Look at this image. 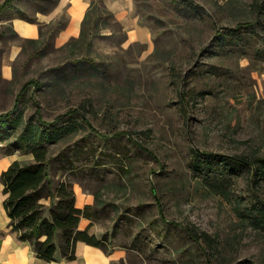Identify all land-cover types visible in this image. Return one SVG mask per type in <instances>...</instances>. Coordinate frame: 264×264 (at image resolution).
Listing matches in <instances>:
<instances>
[{
    "label": "rangeland",
    "instance_id": "374dc122",
    "mask_svg": "<svg viewBox=\"0 0 264 264\" xmlns=\"http://www.w3.org/2000/svg\"><path fill=\"white\" fill-rule=\"evenodd\" d=\"M130 7L147 39L129 38L131 26L100 0H92L84 38L61 46L1 25L0 111L25 81L39 86L22 93L13 114L21 124L0 135V157L31 160L13 139L35 120L37 100L44 120L75 127L48 144L49 177L71 182L77 204L89 197L95 235L107 234L102 245L123 252L112 264H264V227L254 219L264 178L251 183L253 168L192 151L264 154V0ZM74 108L102 135L79 114L69 117ZM185 225L210 242L195 241Z\"/></svg>",
    "mask_w": 264,
    "mask_h": 264
},
{
    "label": "trees",
    "instance_id": "16d2710c",
    "mask_svg": "<svg viewBox=\"0 0 264 264\" xmlns=\"http://www.w3.org/2000/svg\"><path fill=\"white\" fill-rule=\"evenodd\" d=\"M11 0H3L0 3V11L3 10ZM92 7L90 5L89 10ZM82 19L79 37L84 38L85 31L83 25L88 18V11ZM96 14H92L94 18ZM91 18V19H92ZM91 36L90 34H88ZM28 41H38L28 39ZM35 90L39 84L37 81L29 79L25 81L15 94L13 104L10 109L0 111V135L7 134L10 130L16 129L21 124V115L13 117L19 109V100L22 93L29 87ZM34 102V121H26L22 124L20 131L14 136L13 142L19 148L25 149L31 154V160L15 159L0 172V183L2 184V207L8 217L7 226L20 241H26L31 245L36 257L45 261L55 259V253L60 252L68 260L75 258V244L77 241L99 247L105 253L109 250L102 245L109 239L105 233L101 238L88 232V226L80 229L78 223L81 217L92 221L95 217L91 213L92 205L84 204L83 207L75 206V192L72 183L66 180L54 182L49 177V155L48 144L58 140L62 131H73V125L53 126V121H46L42 118L40 104ZM79 114L82 121L95 133L102 135L92 127L88 118L78 109L67 111V115ZM124 131H117L115 135H121ZM142 149H148L137 143ZM195 156L203 155L204 161L215 158L223 164L232 163L243 167L253 168L249 180L257 183L264 178V154L246 157L242 154H223L212 151H198L192 149ZM8 152L6 154H12ZM5 154V155H6ZM203 161V162H204ZM201 161H196V166L200 167ZM159 211H162L160 203L157 201ZM254 219L264 227V202L254 215ZM187 234L195 241L210 242V236L201 231H197L193 225H185Z\"/></svg>",
    "mask_w": 264,
    "mask_h": 264
},
{
    "label": "crops",
    "instance_id": "0c3cea01",
    "mask_svg": "<svg viewBox=\"0 0 264 264\" xmlns=\"http://www.w3.org/2000/svg\"><path fill=\"white\" fill-rule=\"evenodd\" d=\"M3 0H0V3ZM44 4L31 0H11L3 10L0 11V27L7 23L15 33L24 39H35L38 41H49L53 46L66 44L70 39L79 37L82 19L89 10L92 0H42ZM113 15L122 22L129 24L128 37L131 35L141 40L147 39V33L142 26L136 24L134 18L129 17L131 0H100ZM27 17H25V16ZM19 46H12L9 53H19ZM7 60V59H6ZM1 74L8 79L11 74L10 67L2 66ZM18 159L14 154H6L0 157V172L5 169L11 161ZM1 184V183H0ZM74 189V187H73ZM0 185V195L2 194ZM75 192V189H74ZM0 197V264H112L122 255V251L115 249L105 253L99 247L77 241L75 244V258L66 259L59 251L55 253V259L45 261L34 254L31 245L26 241L17 239L16 234L7 226L8 217L2 207ZM75 206L83 207L91 204L89 197H84L81 204ZM88 226V232L95 234L92 229V221L81 217L78 227L83 229Z\"/></svg>",
    "mask_w": 264,
    "mask_h": 264
}]
</instances>
